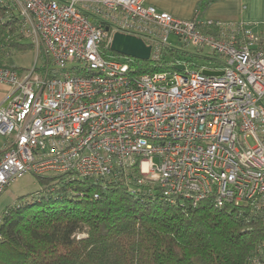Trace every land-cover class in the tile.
<instances>
[{"label": "built area", "instance_id": "1", "mask_svg": "<svg viewBox=\"0 0 264 264\" xmlns=\"http://www.w3.org/2000/svg\"><path fill=\"white\" fill-rule=\"evenodd\" d=\"M13 1L49 69L0 65L10 86L0 105V195L28 173L104 178L135 168L139 183L172 203L264 211L262 31L178 18L146 0ZM117 31L142 37L153 59L174 37L222 67L178 60L182 71L134 75L129 61L108 54Z\"/></svg>", "mask_w": 264, "mask_h": 264}, {"label": "trees", "instance_id": "2", "mask_svg": "<svg viewBox=\"0 0 264 264\" xmlns=\"http://www.w3.org/2000/svg\"><path fill=\"white\" fill-rule=\"evenodd\" d=\"M208 2L198 3L196 17ZM22 24L18 5L0 0V65L19 73L28 69L14 66L11 52L35 48ZM172 38L159 59L107 50L129 61L134 75L182 71L178 60L195 68L203 65L196 59L221 61ZM137 175L129 168L104 178L36 176L40 189L1 214L0 264H264V211L206 199L172 203Z\"/></svg>", "mask_w": 264, "mask_h": 264}, {"label": "crops", "instance_id": "3", "mask_svg": "<svg viewBox=\"0 0 264 264\" xmlns=\"http://www.w3.org/2000/svg\"><path fill=\"white\" fill-rule=\"evenodd\" d=\"M200 1L146 0V4L153 5L158 10L166 11L175 17L190 19L196 17L197 5ZM199 18L241 21L250 24L256 31H264V0H209L205 9L199 13ZM172 39L175 41V38ZM9 93L10 86L0 82V105L6 104ZM5 143V138L0 139V151Z\"/></svg>", "mask_w": 264, "mask_h": 264}, {"label": "rangeland", "instance_id": "4", "mask_svg": "<svg viewBox=\"0 0 264 264\" xmlns=\"http://www.w3.org/2000/svg\"><path fill=\"white\" fill-rule=\"evenodd\" d=\"M43 51L44 50L41 47L30 48L26 50L14 49L10 55H12L11 60H12L13 65L16 67L32 69L35 65H37V68L39 69L40 73H47L49 68L47 69L48 65L45 64L46 59L44 57L45 53ZM103 52H106L105 48H103ZM195 61L197 63L206 64L207 66L213 67V68L222 67V63H220L218 60L196 59ZM45 67L46 69L44 70ZM3 138H5L7 141V137L0 134V139L3 140ZM249 142L253 143V140L249 139ZM39 189H40V184L36 176L28 173L20 177L16 182H14L10 187H8L0 195V217L4 209L8 205L14 203L18 197L28 194V193L35 192ZM80 235L83 236L82 234H79V236Z\"/></svg>", "mask_w": 264, "mask_h": 264}, {"label": "water", "instance_id": "5", "mask_svg": "<svg viewBox=\"0 0 264 264\" xmlns=\"http://www.w3.org/2000/svg\"><path fill=\"white\" fill-rule=\"evenodd\" d=\"M151 45H147L142 37L117 31L113 35L111 50L124 56L142 60L151 58ZM183 68V66H178ZM207 74H217L223 71L204 70Z\"/></svg>", "mask_w": 264, "mask_h": 264}]
</instances>
